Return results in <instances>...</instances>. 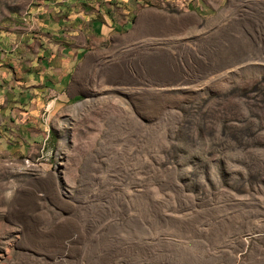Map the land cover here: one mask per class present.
Wrapping results in <instances>:
<instances>
[{"label": "rangeland", "instance_id": "obj_1", "mask_svg": "<svg viewBox=\"0 0 264 264\" xmlns=\"http://www.w3.org/2000/svg\"><path fill=\"white\" fill-rule=\"evenodd\" d=\"M193 3L0 162V264H264V0Z\"/></svg>", "mask_w": 264, "mask_h": 264}, {"label": "crops", "instance_id": "obj_2", "mask_svg": "<svg viewBox=\"0 0 264 264\" xmlns=\"http://www.w3.org/2000/svg\"><path fill=\"white\" fill-rule=\"evenodd\" d=\"M194 1L0 0V162L33 159L48 119L85 94L112 48L142 47L166 32L168 6L186 15Z\"/></svg>", "mask_w": 264, "mask_h": 264}]
</instances>
